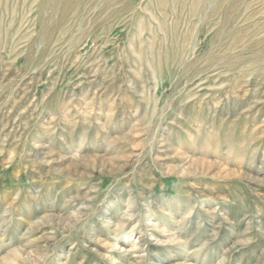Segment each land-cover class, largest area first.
I'll list each match as a JSON object with an SVG mask.
<instances>
[{
  "label": "rangeland",
  "instance_id": "obj_1",
  "mask_svg": "<svg viewBox=\"0 0 264 264\" xmlns=\"http://www.w3.org/2000/svg\"><path fill=\"white\" fill-rule=\"evenodd\" d=\"M0 264H264V0H0Z\"/></svg>",
  "mask_w": 264,
  "mask_h": 264
}]
</instances>
